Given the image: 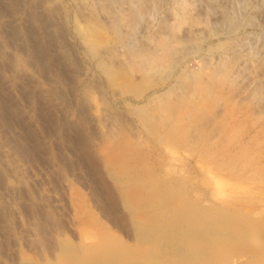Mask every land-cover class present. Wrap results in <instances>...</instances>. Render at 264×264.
Instances as JSON below:
<instances>
[{"label":"rangeland","instance_id":"1","mask_svg":"<svg viewBox=\"0 0 264 264\" xmlns=\"http://www.w3.org/2000/svg\"><path fill=\"white\" fill-rule=\"evenodd\" d=\"M129 147L242 206L230 264H264V0H0V264L83 239L82 194L133 240L113 176Z\"/></svg>","mask_w":264,"mask_h":264},{"label":"bare ground","instance_id":"2","mask_svg":"<svg viewBox=\"0 0 264 264\" xmlns=\"http://www.w3.org/2000/svg\"><path fill=\"white\" fill-rule=\"evenodd\" d=\"M85 38L90 40V35L86 33ZM90 43L96 48L98 41L91 39ZM132 149L120 159L123 170L116 167L120 171L114 170L113 176L118 199L130 213L133 240H126L110 228L96 227L82 194L77 209L83 224L80 226L83 239L75 241L61 229L55 230L56 245L50 258L37 260L24 255L20 264L231 263L232 247L240 249L243 240L250 236L249 225L254 222L251 215L242 206L211 205L190 195L172 173L156 172L146 160L138 162L136 150ZM112 196L116 197L114 193ZM58 227L59 224L55 229ZM86 238L95 240L88 242ZM39 242L44 245L45 239Z\"/></svg>","mask_w":264,"mask_h":264}]
</instances>
